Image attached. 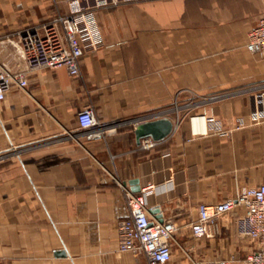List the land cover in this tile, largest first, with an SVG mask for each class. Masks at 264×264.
<instances>
[{"label":"crops","instance_id":"crops-1","mask_svg":"<svg viewBox=\"0 0 264 264\" xmlns=\"http://www.w3.org/2000/svg\"><path fill=\"white\" fill-rule=\"evenodd\" d=\"M71 0H0V62L21 41L70 11ZM264 0H143L94 11L102 46L80 72L40 69L0 101V264H148L118 250L117 224L138 178L154 186L152 220L176 229L168 264H241L254 243L235 212L211 238L194 239L199 203L264 179V58L245 48ZM210 97H214L210 99ZM255 97V98H254ZM91 106L112 122L101 138L79 129ZM168 117L153 148L135 142L138 120ZM62 251L64 255L58 254Z\"/></svg>","mask_w":264,"mask_h":264},{"label":"built area","instance_id":"built-area-1","mask_svg":"<svg viewBox=\"0 0 264 264\" xmlns=\"http://www.w3.org/2000/svg\"><path fill=\"white\" fill-rule=\"evenodd\" d=\"M143 0H71L70 11L58 14L38 28H28L21 41L8 39L15 51L16 68L0 62V101L12 89L24 90L29 75L40 69L64 68L71 76L80 72V59L102 46L94 11L100 8ZM245 48L249 53L264 57V14L247 33ZM255 104L264 110V91L257 93ZM214 97H210L212 99ZM255 98V97H254ZM264 114V111H262ZM79 129L89 137L101 138L112 122L95 117L91 106L76 114ZM142 120V119H140ZM157 142L143 139L141 147L153 148ZM154 186L143 184L140 191L126 192L128 216L117 224L118 250L133 256L143 254L148 264H168L175 243V225L170 220H152L146 198ZM235 212L232 222L239 236L254 243L241 264H264V179L253 186H242L237 193L216 203H199L197 218L190 225L194 239L211 238L218 233L219 219ZM235 259L220 261L230 264Z\"/></svg>","mask_w":264,"mask_h":264},{"label":"water","instance_id":"water-1","mask_svg":"<svg viewBox=\"0 0 264 264\" xmlns=\"http://www.w3.org/2000/svg\"><path fill=\"white\" fill-rule=\"evenodd\" d=\"M137 126L134 130L135 142L137 145L141 143L143 139H151L152 141L158 142L167 138L173 131L174 123L168 117H158V118H144L138 120ZM132 185L131 191L137 193L140 191L139 179L135 178L130 181ZM158 207H151L149 212L157 213ZM159 222H163L161 215L157 216ZM58 254L64 255L62 251H58Z\"/></svg>","mask_w":264,"mask_h":264},{"label":"rangeland","instance_id":"rangeland-1","mask_svg":"<svg viewBox=\"0 0 264 264\" xmlns=\"http://www.w3.org/2000/svg\"><path fill=\"white\" fill-rule=\"evenodd\" d=\"M113 6H116V5H113ZM108 7H110V6H108ZM264 14V11H263V13L259 16V18L262 16ZM258 18V19H259ZM258 21V20H257ZM97 25V24H96ZM99 34H100V32H99ZM15 52V51H14ZM251 54H253V53H251ZM255 55H257V54H255ZM259 56V55H258ZM259 57H261V56H259ZM9 61V64L11 65H14V66H17V62L18 61H16V57H15V55H12V56H10V57H6ZM261 58H264V57H261Z\"/></svg>","mask_w":264,"mask_h":264}]
</instances>
